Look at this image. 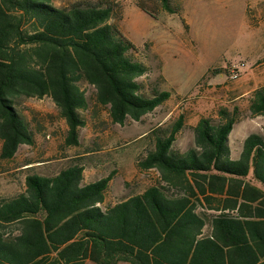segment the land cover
<instances>
[{"label":"trees","instance_id":"obj_1","mask_svg":"<svg viewBox=\"0 0 264 264\" xmlns=\"http://www.w3.org/2000/svg\"><path fill=\"white\" fill-rule=\"evenodd\" d=\"M161 3L172 13L181 9ZM137 5L155 16L145 1ZM115 10L110 0L67 6L0 0L2 158L35 143L17 108L20 97H51L68 124L69 145L79 144L90 105L82 82L122 124L170 98L169 90L146 92L139 78L149 67L109 22ZM250 110L264 115V86L254 90ZM237 118V107L220 109L218 118L202 116L186 152L174 150L184 115L155 130L154 148L138 164L158 169V182L115 204L105 205L114 170L89 183L81 164L55 175L28 174L25 191L0 198V264H264V136L250 133L233 158L229 138ZM201 199L216 201L220 212L198 211Z\"/></svg>","mask_w":264,"mask_h":264},{"label":"rangeland","instance_id":"obj_2","mask_svg":"<svg viewBox=\"0 0 264 264\" xmlns=\"http://www.w3.org/2000/svg\"><path fill=\"white\" fill-rule=\"evenodd\" d=\"M75 1L52 0L58 6ZM110 1L116 10L109 22L119 26L136 46L134 57L149 67L140 77L146 92L169 90L171 99L141 120L128 118L122 124L112 120L109 106L96 101L94 87L82 82L90 98L83 110L87 124L81 129V145L69 146L67 123L51 97L18 98L17 108L36 139L22 144L11 159L0 156V198L25 191L30 173L59 172L70 164L63 159L69 153H95L102 165L91 178L115 171L109 203L141 192L158 182L159 171L141 168L139 159L154 148L155 130L170 127L181 115L186 125L174 143L176 151L192 147L194 124L202 116L218 118L222 108H238L229 138L233 157L240 156L250 133L264 136V115L250 110L254 90L264 86V0H171L181 7L175 13L161 0H143L155 16L137 0ZM234 67L239 69L236 79L231 76ZM1 147L0 139V153ZM29 162L35 166H25Z\"/></svg>","mask_w":264,"mask_h":264},{"label":"crops","instance_id":"obj_3","mask_svg":"<svg viewBox=\"0 0 264 264\" xmlns=\"http://www.w3.org/2000/svg\"><path fill=\"white\" fill-rule=\"evenodd\" d=\"M140 79V78H139ZM171 92V91H170ZM172 97V93H171V96L169 99H171ZM168 99V100H169ZM167 100V101H168ZM166 102V101H165ZM164 102V103H165ZM159 107V106H158ZM64 118V117H63ZM64 120L66 121V119L64 118ZM67 123V122H66ZM198 123V121H197ZM196 123V124H197ZM87 124V122H86ZM85 124V125H86ZM194 124V126L196 125ZM84 125V126H85ZM186 123L184 124L183 128L185 127ZM82 126V127H84ZM82 127L80 128V137H79V144L78 145H81L82 143V137H81V129ZM66 128H67V131H68V124H66ZM182 128V129H183ZM181 129V130H182ZM180 130V132H181ZM194 130V129H193ZM180 132L178 133V135L180 134ZM35 133V132H34ZM177 135V136H178ZM192 138L195 139V134L192 135ZM35 139H36V134H35ZM195 142V141H194ZM195 145V143L193 144V146ZM71 146V145H69ZM95 153H69V155H66L65 158H63L64 160H69V165L68 166H65L64 168L66 167H69L71 165H74V164H81L84 166V179H83V183H89V182H92V181H95L97 179H100L101 177H104V176H99L98 178H91V177H94L95 174H96V170L99 169V167H101L102 165V162L101 160L97 157V156H93ZM233 157V156H232ZM239 157V156H238ZM238 157H233V158H238ZM105 163V162H104ZM31 164H34V162H29L27 163L25 166H29L28 168H31V167H34L35 165H31ZM62 168V169H64ZM61 169V170H62ZM60 170V171H61ZM59 171V172H60ZM57 172V173H59ZM55 173V174H57ZM53 174V175H55ZM107 176V175H106ZM114 181V177L113 179L111 180L110 184ZM110 184H109V187H110ZM151 186V185H150ZM145 190V189H144ZM143 190V191H144ZM108 191V190H107ZM141 191V192H143ZM141 192H138V193H141ZM120 201V200H118ZM118 201L114 202V203H109L108 202V197H107V193H106V199H105V205H108V204H115L117 203ZM216 201L212 203V205L208 204L207 202L204 201V199H201V201H198V211H202V212H205L207 214H214V213H218L220 212L219 209L216 208ZM237 210H232L233 213H235ZM211 231V224H208L207 226H205L204 228V232L205 233H209ZM119 264H131L130 262H126V261H122V262H119Z\"/></svg>","mask_w":264,"mask_h":264},{"label":"built area","instance_id":"obj_4","mask_svg":"<svg viewBox=\"0 0 264 264\" xmlns=\"http://www.w3.org/2000/svg\"><path fill=\"white\" fill-rule=\"evenodd\" d=\"M232 78H234V79H236V78H238L239 77V69H238V67H234L233 69H232ZM150 169H152V168H150ZM159 176H160V173H159Z\"/></svg>","mask_w":264,"mask_h":264}]
</instances>
